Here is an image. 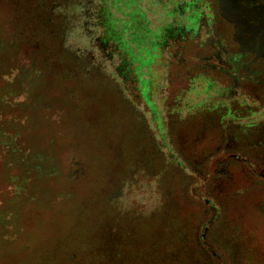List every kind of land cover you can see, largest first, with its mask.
Returning a JSON list of instances; mask_svg holds the SVG:
<instances>
[{
	"label": "rangeland",
	"instance_id": "obj_1",
	"mask_svg": "<svg viewBox=\"0 0 264 264\" xmlns=\"http://www.w3.org/2000/svg\"><path fill=\"white\" fill-rule=\"evenodd\" d=\"M223 2L0 0V264H264V73L209 69L264 0Z\"/></svg>",
	"mask_w": 264,
	"mask_h": 264
},
{
	"label": "flooded vegetation",
	"instance_id": "obj_2",
	"mask_svg": "<svg viewBox=\"0 0 264 264\" xmlns=\"http://www.w3.org/2000/svg\"><path fill=\"white\" fill-rule=\"evenodd\" d=\"M258 25L260 24H256L255 26L248 25L242 28L241 26H238V30H237L238 34L236 32L233 33L227 30L225 27L224 30L222 31V37H223L224 42L228 44L229 52H227V55H225L224 57L225 61H223L222 67H215V65L213 64L212 65L210 64L209 66V69L211 71H216L217 73H221V76H227V77L233 76L234 77L235 72H233L232 76H230L228 72V70H230L229 66L233 65L234 67H231L232 71H237L239 73V78L236 79L235 84H237L238 87L242 88L247 93V98L253 97L257 99V101H255L256 103L259 100L258 98H260L259 95H260L261 89L259 90L260 85L258 86L257 84L253 82V81H256L255 79H253L252 81V77H255V75L251 76V72L254 73L256 71H259V72L262 71L264 73V53H261V50H257L256 48V44L258 42L261 43L264 37V34L261 31L262 27L261 25L258 27ZM229 28L230 27H228V29ZM257 28H261V29L258 30ZM258 31L262 32V33L261 32L258 33L260 36L256 34V32ZM251 32H253V35L251 34ZM205 38H208V37L205 36ZM246 38L251 40V46L248 44H244L243 40H245ZM212 58L213 57H210L208 58V60L206 59V61H209ZM216 59L219 60L220 58H218L217 56ZM247 74H249L250 76L247 77L248 76ZM251 81L252 83H254L253 86H252V83H250ZM244 103L247 104L248 100L246 99ZM256 106L258 107V105ZM260 109L259 111L257 110V112L251 111V108H248V109L244 108L243 110L245 113L249 112L248 117L253 118L254 121H257V122L260 121L261 123L262 122L264 123V107L262 108L260 107ZM262 127L264 129V125ZM256 134H257V131H256ZM260 136H262L261 133H260Z\"/></svg>",
	"mask_w": 264,
	"mask_h": 264
},
{
	"label": "water",
	"instance_id": "obj_3",
	"mask_svg": "<svg viewBox=\"0 0 264 264\" xmlns=\"http://www.w3.org/2000/svg\"><path fill=\"white\" fill-rule=\"evenodd\" d=\"M222 3H224L223 0H222Z\"/></svg>",
	"mask_w": 264,
	"mask_h": 264
}]
</instances>
